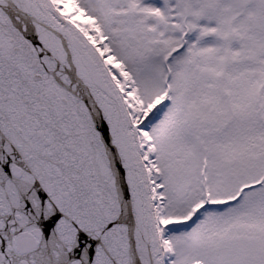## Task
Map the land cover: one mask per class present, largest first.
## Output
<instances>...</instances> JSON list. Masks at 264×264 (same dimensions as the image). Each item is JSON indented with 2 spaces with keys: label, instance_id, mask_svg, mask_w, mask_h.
Here are the masks:
<instances>
[{
  "label": "snow or ice",
  "instance_id": "snow-or-ice-1",
  "mask_svg": "<svg viewBox=\"0 0 264 264\" xmlns=\"http://www.w3.org/2000/svg\"><path fill=\"white\" fill-rule=\"evenodd\" d=\"M0 264H264V0H0Z\"/></svg>",
  "mask_w": 264,
  "mask_h": 264
}]
</instances>
